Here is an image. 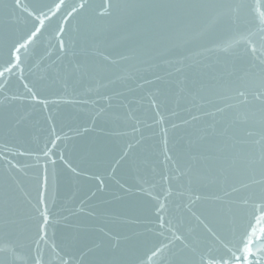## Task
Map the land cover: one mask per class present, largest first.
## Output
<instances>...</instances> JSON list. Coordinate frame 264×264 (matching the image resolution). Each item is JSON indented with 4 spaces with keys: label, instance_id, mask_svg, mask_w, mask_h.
<instances>
[{
    "label": "water",
    "instance_id": "water-1",
    "mask_svg": "<svg viewBox=\"0 0 264 264\" xmlns=\"http://www.w3.org/2000/svg\"><path fill=\"white\" fill-rule=\"evenodd\" d=\"M233 2L65 0L44 20L0 77V264L228 254L264 200V25L215 6ZM20 3L0 0V71L35 23Z\"/></svg>",
    "mask_w": 264,
    "mask_h": 264
},
{
    "label": "snow or ice",
    "instance_id": "snow-or-ice-1",
    "mask_svg": "<svg viewBox=\"0 0 264 264\" xmlns=\"http://www.w3.org/2000/svg\"><path fill=\"white\" fill-rule=\"evenodd\" d=\"M16 6L24 7L25 11H28L26 6L21 5L20 0H16ZM65 6V0H51V2H47V0H33L32 8L34 11L29 14L35 17V23L33 24V28L19 36L9 48L10 60L9 67H5L3 71H0V77L4 76L6 72H11L13 67H19L20 64V51L21 49H26L29 44L34 42V39L37 37L41 30L44 28V20H50L53 16H55L62 7ZM219 7H226L233 12L239 13L241 11L247 12L253 20H258L260 25H264V0H234L233 3L223 4V5H215ZM79 9H84L87 7L85 3L79 4ZM108 7H112L111 4ZM42 9H47V13L42 12ZM78 8L73 6L71 11L67 13L68 16H72L73 13H76ZM37 12L40 15H37ZM43 17V19L41 18ZM61 32L64 31L63 28L59 29ZM61 47H63V41L60 42ZM252 53H255L257 49L252 46L250 48ZM14 60L15 63L12 64L11 61ZM264 87V85H262ZM29 92L32 95V99H37V96L31 89ZM240 95H244V93H240ZM261 95H264V92L257 94L256 98L259 99ZM41 103H46L45 101H40ZM163 119V118H161ZM166 131V130H165ZM251 135V133H249ZM264 139V137H262ZM55 146L53 142V147ZM48 153L45 152V155ZM166 159H170V157L166 156ZM261 160L264 161V145H262V156ZM200 196H196L195 200H200ZM195 201H190V203H194ZM163 208V205L160 206ZM259 214L254 212L248 221V224L244 231L237 237L236 243L233 245V248L228 249L227 255H221L219 257H213L212 259L205 262L203 256L200 257L198 264H264V200L261 201L259 206ZM43 225H47L48 216L47 210L45 209L42 212ZM199 219V217H197ZM161 226H163V218H161ZM43 227V226H42ZM211 231V229H209ZM42 238V236H41ZM175 239L182 240V236H176ZM4 242H7V238H4ZM234 249V250H233ZM239 253V255H237ZM155 254V253H153ZM35 264H40L39 261H36ZM68 264V262H65Z\"/></svg>",
    "mask_w": 264,
    "mask_h": 264
}]
</instances>
